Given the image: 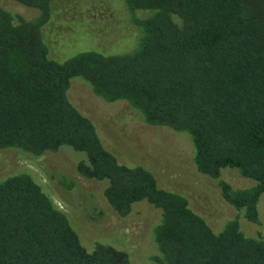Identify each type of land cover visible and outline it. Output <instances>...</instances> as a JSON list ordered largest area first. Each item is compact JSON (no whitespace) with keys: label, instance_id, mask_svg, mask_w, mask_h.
<instances>
[{"label":"trees","instance_id":"1","mask_svg":"<svg viewBox=\"0 0 264 264\" xmlns=\"http://www.w3.org/2000/svg\"><path fill=\"white\" fill-rule=\"evenodd\" d=\"M16 1L39 14L0 7V151H70L81 176L106 182L104 198L117 215L128 216L140 201L159 209L157 264H264L261 236L246 234L237 217L214 230L153 171L121 162L69 98L80 78L107 101H127L146 123L186 133L196 169L218 179L222 198L247 220L260 222L264 0H119L139 32L133 45L62 55L44 33L54 0ZM224 168L253 184L233 186L221 179ZM0 264L135 262L117 242L89 249L69 215L23 171L0 181Z\"/></svg>","mask_w":264,"mask_h":264},{"label":"rangeland","instance_id":"2","mask_svg":"<svg viewBox=\"0 0 264 264\" xmlns=\"http://www.w3.org/2000/svg\"><path fill=\"white\" fill-rule=\"evenodd\" d=\"M0 7L26 18L39 14L36 8L16 0H0ZM44 33L54 54L62 55L90 47H130L139 32L119 0H54L52 18ZM69 98L93 120L105 146L121 162L153 171L161 187L184 194L191 208L214 230L237 217L246 234L264 239V193L258 205L260 222L247 220L222 198L218 179L196 169L189 135L146 123L127 101H107L80 78L72 80ZM78 159L70 151L34 156L5 149L0 151V181L28 171L69 215L89 249L98 241L117 242L128 250L135 264H157L151 259L157 253L152 230L160 219V210L140 201L128 216L117 215L104 198L106 182L81 176L76 170ZM221 179L235 187L254 182L234 168H224Z\"/></svg>","mask_w":264,"mask_h":264}]
</instances>
